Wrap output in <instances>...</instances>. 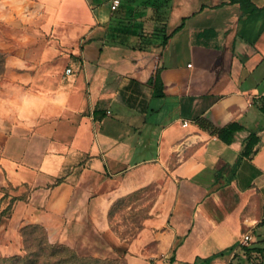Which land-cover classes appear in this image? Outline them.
<instances>
[{
  "label": "crops",
  "instance_id": "crops-1",
  "mask_svg": "<svg viewBox=\"0 0 264 264\" xmlns=\"http://www.w3.org/2000/svg\"><path fill=\"white\" fill-rule=\"evenodd\" d=\"M112 1L52 5L83 42L44 112L0 125V254L39 225L127 264H264V0ZM149 187L146 239L119 238L114 203Z\"/></svg>",
  "mask_w": 264,
  "mask_h": 264
},
{
  "label": "rangeland",
  "instance_id": "rangeland-1",
  "mask_svg": "<svg viewBox=\"0 0 264 264\" xmlns=\"http://www.w3.org/2000/svg\"><path fill=\"white\" fill-rule=\"evenodd\" d=\"M54 1L0 0V125L8 124L13 115L20 124L44 112V86L50 90L58 71L71 66L74 50L80 51L82 34H73L67 23L56 26L51 22ZM156 194L155 188L149 187L114 203L111 223L119 238L128 242L140 236V242L146 239L144 220ZM49 242L45 229L24 227L18 253L0 254V264H10L3 259L14 256L36 264L50 257L54 264H61L62 254L72 259L71 264L84 263L78 259L84 255L72 247L58 242L50 246ZM88 257L95 259L92 264H127L120 257Z\"/></svg>",
  "mask_w": 264,
  "mask_h": 264
},
{
  "label": "trees",
  "instance_id": "trees-1",
  "mask_svg": "<svg viewBox=\"0 0 264 264\" xmlns=\"http://www.w3.org/2000/svg\"><path fill=\"white\" fill-rule=\"evenodd\" d=\"M240 1H243V0H240ZM165 43H167V40L165 41ZM151 84L154 85V87H156V88L158 87V85H160L161 88H162L161 77H160L159 69H157V68L152 70V73H151ZM160 94H162V91H160ZM232 127L233 126L230 125L227 128L219 129L218 132L220 134H222L224 132V130H229ZM231 139H232V136H231V138H229V140H231ZM255 141H257V138H252V143H254ZM26 227L43 228L44 229V227L39 226V225H30V226H26ZM49 244H50V246H54L55 244H58V243L50 241ZM247 250L249 251L250 249H247ZM257 251L263 252L264 249H258ZM50 255L53 256L54 254L52 253ZM78 259L83 260L84 263H81V264H92L91 263L92 260H95L92 257H88V256H79ZM71 260H72L71 258H67V257L64 256V254H62V258H61L60 263L61 264H71V262H70ZM3 261L4 262H9L10 264H36V263H32V262L29 263L28 261H25V259L23 257H20V256L4 258ZM43 264H54V263L51 261V259L49 257V259L45 263L43 262ZM251 264H263V262L254 261Z\"/></svg>",
  "mask_w": 264,
  "mask_h": 264
},
{
  "label": "built area",
  "instance_id": "built-area-1",
  "mask_svg": "<svg viewBox=\"0 0 264 264\" xmlns=\"http://www.w3.org/2000/svg\"><path fill=\"white\" fill-rule=\"evenodd\" d=\"M120 5V0H113L112 1V4H111V8L113 10L117 9L118 6ZM72 69L71 68H67L66 72L69 74L71 73ZM188 121H185L184 122V125H188ZM258 223V220L257 219H254V220H251L250 223H248V226L249 227H253L255 226L256 224ZM251 240H252V236L249 232L245 233L242 238H241V244L244 245V246H249L250 243H251Z\"/></svg>",
  "mask_w": 264,
  "mask_h": 264
}]
</instances>
